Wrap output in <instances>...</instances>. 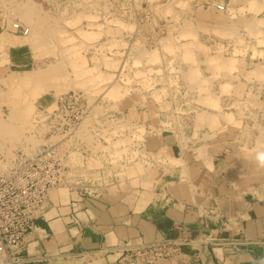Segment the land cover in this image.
<instances>
[{
	"label": "rangeland",
	"instance_id": "obj_1",
	"mask_svg": "<svg viewBox=\"0 0 264 264\" xmlns=\"http://www.w3.org/2000/svg\"><path fill=\"white\" fill-rule=\"evenodd\" d=\"M0 1V33L23 40L25 36L15 33L11 24L18 19L26 23L31 32L26 36L29 43L23 46L35 58L34 65L11 71L4 68L9 49L0 50L2 151L10 153L19 143L35 139L27 130L35 114H42L60 95L84 91L92 101L98 99L94 105H99L90 116L94 120L89 123V117L86 119L93 136H87L90 131L83 124L89 147L76 145L89 151L85 156L79 149L75 157L82 166L78 171L101 183V196L113 191L149 197L161 177L178 166L183 169L180 187L186 190L191 179L189 168L185 169L189 163L196 162L197 170L213 168V160L224 162V157L234 177L231 187L237 189L240 181L247 187L244 193L264 194V168L255 159L257 152L264 151V0H226V13L214 5L221 0H213L208 6L220 13L214 25L181 10L174 21L161 27L162 37L150 47L146 45L148 50L141 45L146 37L136 36L134 50L138 48L145 62L128 65L120 76L115 75L116 63L105 61L108 71L104 72L80 57L101 36L96 24L83 28L86 31L77 30L85 20H99L95 7L78 13L79 7H49L46 3L52 0ZM32 4L39 14L25 11ZM148 8L154 16V8ZM105 13L103 18L109 21L112 15L106 17ZM130 15L137 26H147L138 24L133 11ZM164 57L170 72L158 69ZM28 70L39 78L28 84L9 83L13 71L25 76L22 72ZM133 82L143 88L134 89ZM162 84L165 86L159 89ZM154 117H161L160 127L154 126ZM164 131L181 137L178 156L162 144ZM167 187L179 192L173 182Z\"/></svg>",
	"mask_w": 264,
	"mask_h": 264
},
{
	"label": "crops",
	"instance_id": "obj_2",
	"mask_svg": "<svg viewBox=\"0 0 264 264\" xmlns=\"http://www.w3.org/2000/svg\"><path fill=\"white\" fill-rule=\"evenodd\" d=\"M212 1L63 0L53 7H79L78 13L86 7H95L99 20L96 23L85 20L77 30L86 31L83 28L89 29L96 24V32L101 36L97 43L84 48L80 57H86V64L104 72L108 71L104 68L105 61L116 63L115 75L120 76L128 65L145 62L138 48L134 50L133 43L136 36L148 37L151 32L148 25L139 27L132 20L133 3L141 6L138 10L152 6L156 27L163 28L170 20L174 21L181 10L196 14L204 24H217L220 13L207 5ZM109 4L114 7L111 19L106 21L103 12L109 9ZM80 38L81 33L79 41ZM141 45L150 47L145 40H141ZM165 57L158 69L170 72ZM7 59L4 68L11 71L35 63L32 51L23 45L10 47ZM136 83L130 86L142 87ZM160 119H152L154 126H161ZM161 138L162 144L172 148L178 156L181 137L164 131ZM213 162V168L202 166L197 170L194 161L186 166L191 175L186 190L180 187L183 169L178 166L153 186L152 197L135 198L109 191L106 196L92 198L82 196L80 190L53 191L26 244L25 257L37 260L28 264H115L118 255L111 251L113 248L125 244L139 246L154 239L172 237L205 241L198 247L184 248L185 252L202 255L189 264H264V194L244 193L247 187L240 181L234 189L231 187L234 177L226 157L224 162L218 158ZM171 182L179 192L167 187ZM159 264L173 263L162 260Z\"/></svg>",
	"mask_w": 264,
	"mask_h": 264
},
{
	"label": "built area",
	"instance_id": "obj_3",
	"mask_svg": "<svg viewBox=\"0 0 264 264\" xmlns=\"http://www.w3.org/2000/svg\"><path fill=\"white\" fill-rule=\"evenodd\" d=\"M59 1L63 0H52L46 4L53 7ZM214 5L217 11L225 13L229 3L222 0ZM107 7L109 9L105 16L109 17L114 4ZM136 7L141 6L133 3L131 11L135 13L134 18L138 24L154 26L145 39L146 43H155L162 37L160 34L164 29L154 25V16L148 7L142 10ZM11 29L21 35H27L30 31L21 21L14 22ZM98 101H92L84 91L64 93L50 104L55 105L51 110L48 106L42 110V114H35L36 126H41L43 117V122L48 124L49 128L42 134L46 143L34 146L25 140L10 153L0 149V264H28L37 261L34 258L27 259L24 252L36 221L42 215L44 205L53 191L80 190L82 196L92 198L102 195L103 186L100 182L90 177L87 179L85 174L72 166L71 153V150L80 149L85 155L89 151L86 147L77 148L76 145L88 146L86 138L93 136L94 131L89 124L94 117L90 116L94 107L99 105H94ZM83 123L91 134L84 137L86 141L82 140L83 135L80 133ZM94 139L99 140L96 136ZM103 168L96 167L93 171ZM203 243V239L159 238L139 246L121 245L111 251L118 255L115 264H159L162 260H169L173 264H189L202 255L199 252H185L184 248L192 249Z\"/></svg>",
	"mask_w": 264,
	"mask_h": 264
},
{
	"label": "bare ground",
	"instance_id": "obj_4",
	"mask_svg": "<svg viewBox=\"0 0 264 264\" xmlns=\"http://www.w3.org/2000/svg\"><path fill=\"white\" fill-rule=\"evenodd\" d=\"M48 1V0H47ZM7 2V1H6ZM0 3H1V1H0ZM2 4V3H1ZM3 7V6H2ZM217 9V8H216ZM25 11H27L28 13H31V14H35L36 12V14H39L38 13V9H36V7H35V5L34 4H32L31 6H29V7H27V9L25 10ZM228 11V10H227ZM226 11V12H227ZM26 12V13H27ZM225 12V13H226ZM27 16H29V15H27ZM37 16V15H36ZM30 17V16H29ZM17 21H21V20H16V21H14V22H17ZM13 22V23H14ZM22 22V21H21ZM12 23V24H13ZM25 26H27V27H29V29H30V31H29V33L27 34V35H21V34H19V35H21V36H25V38L23 39V40H20L19 38L18 39H14L13 37H9V36H7L6 34H4V33H0V50H5V49H9L10 47H12V46H22V45H24V44H26V43H29V41H28V39L26 38V36L28 37V35L30 34V32H31V28H30V26H28L26 23H24V22H22ZM11 24V25H12ZM191 29V28H190ZM187 30H189L188 28H187ZM15 32V31H14ZM186 32V31H185ZM189 32V31H188ZM16 33V32H15ZM18 34V33H17ZM81 64V63H80ZM213 64V63H212ZM83 65V64H82ZM81 65V66H82ZM80 65H79V67H81ZM78 67V66H77ZM17 73H18V71H13L12 72V75H11V77L9 78V83H11V85H18V84H28L29 82L31 83V81H34V80H37V78H39L38 77V75L37 76H35V75H32V74H30V71L28 70V71H23L22 73L25 75V76H17ZM33 73V72H32ZM86 74V73H85ZM14 75V76H13ZM39 76H42V75H39ZM84 76V75H83ZM42 91V90H41ZM37 94V93H36ZM39 94V93H38ZM37 94V95H38ZM37 95H34V96H37ZM40 96V95H39ZM34 98V97H33ZM35 99V98H34ZM34 101V100H33ZM55 105L53 104V105H49V110H51L53 107H54ZM34 119H35V117H34ZM33 119V121H32V123L30 124V126H29V128L27 129L28 130V132H32L34 135H35V139H33V140H27V141H29L30 143H33V145L35 146V145H41V144H44V143H46L47 142V140H45L44 138H43V133L49 128L47 125L48 124H45V122H43V121H45V118L43 117V119L40 121L42 124H41V126L39 127V126H36V124L34 123L36 120H34ZM86 121V120H85ZM2 124V123H1ZM84 124V123H83ZM5 126V125H4ZM4 126L0 129V130H2L3 128H4ZM85 127H86V125H85ZM82 128H83V125H82ZM8 129V128H7ZM97 129V128H96ZM12 131V130H11ZM88 131V130H87ZM86 131V132H87ZM8 133V132H7ZM80 133H81V135H83V133H82V129H80ZM90 135V134H89ZM84 137V136H83ZM83 137H82V140H83ZM87 139V138H86ZM3 143V142H2ZM79 149H77V150H71V153H72V155H73V161H72V166H74L76 169H80L82 166H81V164H78L77 165V161H76V157H75V155H76V151H78ZM96 155V154H95ZM252 171V170H251ZM252 175V174H251ZM252 177V176H251ZM245 184H246V181H245Z\"/></svg>",
	"mask_w": 264,
	"mask_h": 264
},
{
	"label": "clouds",
	"instance_id": "obj_5",
	"mask_svg": "<svg viewBox=\"0 0 264 264\" xmlns=\"http://www.w3.org/2000/svg\"><path fill=\"white\" fill-rule=\"evenodd\" d=\"M256 162L259 167L264 168V151H259L255 156Z\"/></svg>",
	"mask_w": 264,
	"mask_h": 264
}]
</instances>
